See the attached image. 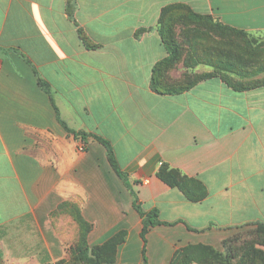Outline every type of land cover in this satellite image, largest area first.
<instances>
[{
	"label": "crops",
	"instance_id": "crops-1",
	"mask_svg": "<svg viewBox=\"0 0 264 264\" xmlns=\"http://www.w3.org/2000/svg\"><path fill=\"white\" fill-rule=\"evenodd\" d=\"M172 4L264 36V0H0V264L61 254L51 214L73 195L91 246L125 231L105 264H143L133 195L94 135L111 143L141 206L171 223L148 230L147 264H170L189 244L222 251L264 223V83L237 89L213 74L179 93L153 90V67L169 55L158 19ZM212 71L182 57L164 75L176 86ZM163 165L198 180L204 198L161 180Z\"/></svg>",
	"mask_w": 264,
	"mask_h": 264
},
{
	"label": "trees",
	"instance_id": "trees-1",
	"mask_svg": "<svg viewBox=\"0 0 264 264\" xmlns=\"http://www.w3.org/2000/svg\"><path fill=\"white\" fill-rule=\"evenodd\" d=\"M158 31L169 55L153 67L151 86L156 92L179 93L190 88L196 81L213 74H220L229 85L237 89L252 88L264 83V79L248 82L244 80L248 76L264 71V36L257 37L243 29L225 25L209 15L195 13L185 4L165 6L158 19ZM182 57L186 65L203 63L211 66L213 71L199 74L188 83L169 86L166 82L167 76L164 75V69ZM235 75L238 79L234 77ZM38 84L49 93L54 103L48 83L39 77ZM59 121L69 134H73L75 137H85L84 131L73 130L64 121L60 119ZM94 138L105 146L109 164L133 195L132 205L142 219L140 232L143 240L142 256L143 264H147L146 234L148 230L152 226L171 223L161 220L157 208L147 210L141 206L127 180V174L121 169L116 159L111 143L97 135H94ZM157 176L168 185L178 187L189 200L198 201L206 195L204 186L198 180L188 178L178 170L166 165L160 168ZM64 204L65 202H61L58 205L59 208H62ZM79 222L83 231L82 244L78 250L80 258L87 262H93L94 258L88 252L92 251L93 253L94 247L98 246V248L109 252V257L104 262H112L116 246L124 239L125 231L121 230L115 233L101 245H95L90 249L87 246L86 238L91 230V224L84 219L82 213L79 215ZM256 230L264 237V223H257ZM230 239L237 240L238 237ZM230 239L224 241V245H227ZM227 249L228 253L222 255L209 245L189 244L175 252L170 264H189L192 260L202 261L203 264H264V253L256 245L244 246L229 243Z\"/></svg>",
	"mask_w": 264,
	"mask_h": 264
},
{
	"label": "rangeland",
	"instance_id": "rangeland-1",
	"mask_svg": "<svg viewBox=\"0 0 264 264\" xmlns=\"http://www.w3.org/2000/svg\"><path fill=\"white\" fill-rule=\"evenodd\" d=\"M249 69H252V67H249ZM234 77L238 79L236 75ZM263 79L264 71H260L254 75L244 78L245 82ZM82 201V199H75V196L73 195L72 197H69V199H64L61 201L65 202V204L62 205V208H59V203L57 205L58 207L52 211V228L55 231L53 242L55 245H58L59 247L61 246L62 248L61 254L59 251L52 253L51 259L46 261L45 264H105L104 260L109 257V252L98 248V246H91L88 242V237L86 238L87 246L90 249L94 247L93 253L92 251L88 253L94 258V261L87 262L80 258L78 250L82 244L83 231L79 222V215L81 213ZM256 225L253 228L245 229L241 233L229 237L228 239L234 237H238V239H230L227 242V245H224L222 251L218 250V253L226 255L228 253L227 247L229 243L242 244L244 246L253 244L264 253V237L259 231L256 230ZM189 264H203V262L192 260Z\"/></svg>",
	"mask_w": 264,
	"mask_h": 264
}]
</instances>
